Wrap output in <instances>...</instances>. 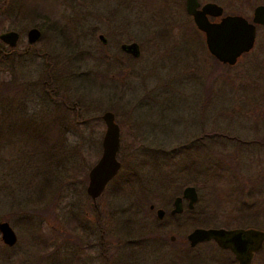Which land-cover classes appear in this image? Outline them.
<instances>
[{
	"label": "rangeland",
	"instance_id": "rangeland-1",
	"mask_svg": "<svg viewBox=\"0 0 264 264\" xmlns=\"http://www.w3.org/2000/svg\"><path fill=\"white\" fill-rule=\"evenodd\" d=\"M181 1L0 0V34L18 35L13 48L0 42V84L23 87L0 99V122L28 127L7 139L12 124H0V222L16 237L0 241V264H208L186 245L190 222L264 217V52L217 62ZM31 28L40 36L28 43ZM129 43L137 58L120 50ZM104 112L120 168L92 201ZM186 186L197 200L170 223ZM161 233L162 245L148 237Z\"/></svg>",
	"mask_w": 264,
	"mask_h": 264
},
{
	"label": "water",
	"instance_id": "water-1",
	"mask_svg": "<svg viewBox=\"0 0 264 264\" xmlns=\"http://www.w3.org/2000/svg\"><path fill=\"white\" fill-rule=\"evenodd\" d=\"M197 4L194 0H186V13L193 16V22L196 28L204 34L205 46L209 54L219 63L232 66L237 58L245 52H248L252 46L254 39L253 26L246 24L242 19L236 17H228L223 19L219 24H209L202 14L194 12ZM212 6H205L202 12H208ZM258 23H263L257 20ZM40 36L37 29L31 28L26 33L28 43L35 42ZM18 35L13 31L0 34V42L8 48H13L17 42ZM98 39L103 42L102 36ZM121 50L130 53L132 56L137 54V46L135 43L129 45H121ZM104 124V133L101 139V153L98 160L90 168L87 173V185L85 192L87 196L94 201L100 196L106 184L112 180L119 168L120 164L116 159V153L119 145V129L114 123L113 115L110 112H104L101 115ZM182 197L188 200V206L196 200L194 188L186 187L182 191ZM181 198H176L173 202L174 208L171 214L178 213L177 205ZM152 209V206H149ZM164 212L161 209L155 211L156 218L161 220ZM225 231L223 230H205L194 229L186 236V241L190 247L197 243L213 239L218 246L223 247L222 238ZM173 240V237H170ZM0 241L6 247L15 244L16 237L6 221L0 222Z\"/></svg>",
	"mask_w": 264,
	"mask_h": 264
},
{
	"label": "flooded vegetation",
	"instance_id": "flooded-vegetation-1",
	"mask_svg": "<svg viewBox=\"0 0 264 264\" xmlns=\"http://www.w3.org/2000/svg\"><path fill=\"white\" fill-rule=\"evenodd\" d=\"M166 1L175 2V3L178 2V0H166ZM194 1L197 4V6L194 7V12H196L197 14L204 15L206 21L209 24L216 25L219 24L225 18L236 17L242 19L246 24L253 26L254 39L252 46L248 52L242 53L237 58L236 62L242 56L247 55L251 51H253L255 47H258L257 48L258 52L260 53L264 52V36H262L261 44L258 46V38L260 37V33L262 31L264 32V24L257 22V20L264 22V0H194ZM181 4L185 12V15L190 19L191 24L194 27L195 31L202 36L204 47L206 49L204 34L201 31H199L194 25L193 16L186 13V0H182ZM205 6H212V8H210L208 12L203 13L202 10ZM161 17H162L161 9L155 8L154 15L148 19L150 20V23L151 22L160 23ZM101 43H105V40L103 39V42ZM129 44H121V45H129ZM121 45L119 46V48L121 47ZM136 46L138 48L137 44ZM121 51L133 59L139 56V48L137 49L136 56H132L130 53H127L123 50ZM207 53L209 54L208 51ZM209 56L212 57L210 54ZM236 62L233 65H235ZM186 187H192V186H186ZM186 187H183L181 189L179 194L180 196H175L173 198L171 202L170 211L174 208L173 206L174 200L176 198L182 197L181 196L182 191ZM196 200H197V196H196ZM196 200L191 204V207H189L188 200L181 198L179 204L177 205L179 212L172 214V216L175 217L180 215L183 212L184 205L187 210H192ZM164 214L162 218L164 217ZM227 217L228 216H226V219H224L225 221L223 220L224 222L222 221V223L219 224L220 226L215 227L214 225L216 224L207 223L205 224V226L207 225V227L205 228L197 227L192 229V230L205 229V230L225 231L226 234H224L222 238L223 247L218 246L215 240L213 239H209L197 243L194 246L190 247L186 241V236H187L186 235L185 241H186V245L188 246V249L192 250L197 247H202L203 257L208 264H264V217L260 216L258 214V211H251V210L238 211V215L232 219L233 224L231 220H227L230 217L228 218Z\"/></svg>",
	"mask_w": 264,
	"mask_h": 264
},
{
	"label": "trees",
	"instance_id": "trees-1",
	"mask_svg": "<svg viewBox=\"0 0 264 264\" xmlns=\"http://www.w3.org/2000/svg\"><path fill=\"white\" fill-rule=\"evenodd\" d=\"M27 1H29V2L31 1V3H32L33 0H27ZM0 10H1V7H0ZM7 50H8V48H7ZM17 86H15L14 84H12L10 82L1 83L0 84V99L1 100H5V99H10V98H13L14 96H16L17 93L20 92L23 89V87L20 88L19 86L18 87ZM63 106H64V109H66V107L68 108V106H66L65 104H63ZM5 122H7L8 124H12L11 127H10V125H8V128H6L7 131H8V134H7L8 137L6 136L7 139H9V136H11L12 131L16 130V128L19 129V130L22 129L24 131L28 130L27 129L28 127L25 124H22V125L18 124L19 126L14 128V124H16V123L15 122L11 123L10 121H7V120H4L2 123L0 122V124H3ZM0 128L2 129V127H0ZM1 129H0V135H1ZM31 137L33 139L39 141V142L45 141L44 138L42 136H40L38 133H36V132H32L31 133ZM118 187H119V189L123 188V187H121V185H119ZM39 190H40V188H39ZM39 190H38V196L36 197V199H34V201L41 200L42 197L44 196V194H40L39 195ZM119 193H120L119 191L116 192V194H118V195H119ZM116 194H115V196H118ZM139 201H140V204L143 205V206H146V205L150 204L148 202V199L139 200ZM137 203H138V201H137ZM44 212H46V209L44 210ZM167 217H168V221L170 223L174 219V216H172V215H168ZM202 222L204 223V221L194 222V223L190 222V225L199 227V226H203ZM64 236H66V235H64ZM148 237L154 239L155 241H153V242H157L159 240L161 242V245L165 243V239H166L165 233H161L160 235L159 234H149ZM65 238L68 239V237H65Z\"/></svg>",
	"mask_w": 264,
	"mask_h": 264
}]
</instances>
